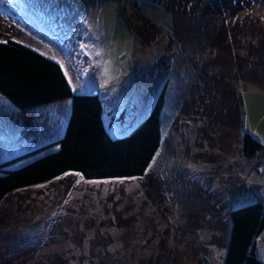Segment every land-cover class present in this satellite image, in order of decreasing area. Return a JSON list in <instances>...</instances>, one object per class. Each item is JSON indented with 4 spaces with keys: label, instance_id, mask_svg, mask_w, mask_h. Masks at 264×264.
Returning <instances> with one entry per match:
<instances>
[{
    "label": "rangeland",
    "instance_id": "1",
    "mask_svg": "<svg viewBox=\"0 0 264 264\" xmlns=\"http://www.w3.org/2000/svg\"><path fill=\"white\" fill-rule=\"evenodd\" d=\"M212 1L139 10L124 0H0V35L55 57L74 91L99 92L113 107L106 118L112 134L139 121L164 89L165 134L145 182L70 173L12 194L0 211V253L25 231L37 249L32 257L11 248L0 264H43L49 253L65 258L57 264H151L160 252L169 264H223L225 208L261 197L228 173V157L242 143L226 90L249 96L264 87V0L227 18L205 10ZM187 5L199 12L186 19ZM172 8L170 24L164 18ZM151 21L161 33L147 42L142 31ZM70 109L71 98L21 109L0 93V162L62 135ZM97 230L99 240L112 241L91 249Z\"/></svg>",
    "mask_w": 264,
    "mask_h": 264
},
{
    "label": "trees",
    "instance_id": "2",
    "mask_svg": "<svg viewBox=\"0 0 264 264\" xmlns=\"http://www.w3.org/2000/svg\"><path fill=\"white\" fill-rule=\"evenodd\" d=\"M124 1L139 10H149L152 6L160 5L158 4L160 1L168 3L170 7H177L182 3V0L177 4L171 0ZM251 1L239 0L231 5L229 0H214L204 8L210 9V12L217 13L222 18H227L248 7ZM185 8H190V11L187 9L188 13H183L187 16L186 19L190 18V14L195 13V10L199 12L198 8L191 5ZM68 12L59 15H68L70 14ZM175 13L174 8L168 9L165 21L172 24ZM74 20H76L75 16L67 22V25ZM213 29L215 28L212 26L208 33L205 32L208 34V39L216 34ZM159 33L161 29L152 21L149 29L142 31L147 42L156 39ZM167 33H170L169 29ZM199 33H201L199 30L196 31V34ZM78 51L79 49H76V52ZM164 77L167 79L169 76ZM226 91L230 96L229 99L236 106L237 125L242 132L241 153L245 157L257 158L256 155L262 151L264 143L246 129L247 116L243 91L235 88ZM0 93L21 109H31L71 98V109L62 135L0 162V211L1 208L6 207L12 194L39 184L56 182L70 173H77L89 180L137 177L145 182L144 177L165 137L162 116L164 89L139 121L129 125L118 135H114L106 119L112 114H109V110L113 107L109 109V102L106 103L99 92L74 91L64 68L55 57L13 36L0 35ZM218 133L219 130H216V135ZM252 179L250 177L248 180L252 181ZM225 209L228 213L225 219L228 228L220 238L227 248L223 264H264V257L260 253L262 250L264 254V245L262 246L261 243L264 238L263 199L254 198ZM98 234H101L99 230L90 238L91 249L112 241L110 236H104L103 241L99 240ZM17 238L20 241L11 240L10 243L9 241L4 243L6 249L0 253V258L6 260V263L10 261L11 248L18 254L31 252L32 257L35 256L37 241L26 235V231ZM162 248L166 251L167 247L162 246ZM22 250L23 252H19ZM45 257L43 264H57L55 263L57 259L59 263L66 261L57 253H49ZM124 262L122 259L121 264ZM21 264H33V262L31 260L29 263L25 261ZM151 264H169L165 252H160Z\"/></svg>",
    "mask_w": 264,
    "mask_h": 264
},
{
    "label": "crops",
    "instance_id": "3",
    "mask_svg": "<svg viewBox=\"0 0 264 264\" xmlns=\"http://www.w3.org/2000/svg\"><path fill=\"white\" fill-rule=\"evenodd\" d=\"M252 82V80H251ZM244 104L246 112V126L248 129L262 142H264V99L261 98V95H264V87L262 91L256 90L252 92L251 95L247 96L244 92ZM251 91V90H250ZM255 107L256 112L252 111L251 105ZM251 116L254 119V127L252 126ZM219 132L218 134H220ZM237 138H241L242 143V132L238 129ZM242 149V145L240 150ZM240 153V154H238ZM257 160L255 158L245 157L241 152H237L236 155H229L228 162L230 163L231 169L228 171L230 177L235 182H246L247 186L252 187L255 190H258L261 194V198L264 201V152H259L257 155ZM257 167V170L255 168ZM231 171V172H230ZM253 178L252 181H249V178ZM262 239V238H261ZM262 246L264 245V238L261 241Z\"/></svg>",
    "mask_w": 264,
    "mask_h": 264
},
{
    "label": "snow or ice",
    "instance_id": "4",
    "mask_svg": "<svg viewBox=\"0 0 264 264\" xmlns=\"http://www.w3.org/2000/svg\"><path fill=\"white\" fill-rule=\"evenodd\" d=\"M63 67V65H61ZM67 75V73H65ZM71 83V81H69ZM75 90V89H74Z\"/></svg>",
    "mask_w": 264,
    "mask_h": 264
}]
</instances>
